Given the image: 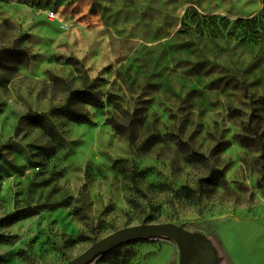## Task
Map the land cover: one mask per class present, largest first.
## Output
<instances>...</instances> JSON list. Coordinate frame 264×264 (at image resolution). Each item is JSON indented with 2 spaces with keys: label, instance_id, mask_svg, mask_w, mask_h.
I'll return each mask as SVG.
<instances>
[{
  "label": "rangeland",
  "instance_id": "obj_1",
  "mask_svg": "<svg viewBox=\"0 0 264 264\" xmlns=\"http://www.w3.org/2000/svg\"><path fill=\"white\" fill-rule=\"evenodd\" d=\"M263 6L0 0V264H64L142 222L202 233L223 264H264V46L182 23ZM76 89L99 97L71 96L88 121L56 109ZM108 251L95 264L179 263L165 239Z\"/></svg>",
  "mask_w": 264,
  "mask_h": 264
},
{
  "label": "trees",
  "instance_id": "obj_2",
  "mask_svg": "<svg viewBox=\"0 0 264 264\" xmlns=\"http://www.w3.org/2000/svg\"><path fill=\"white\" fill-rule=\"evenodd\" d=\"M182 23L187 30H193L198 33H204V31L207 29L213 31L217 35H223V36L225 34L227 36L234 35L235 38L240 39L242 41L246 40L251 42H257L261 46H264V6L259 11V13L249 18H238L233 22H231L225 17L200 16L194 8H191L184 15ZM73 94L76 95L85 103H90L92 105H97L99 103V97L94 92L86 89H76L73 92H71V95L68 96L64 104L57 106L56 108L57 111L69 115L72 119L76 121H88L89 114L87 112L80 110L79 107L73 105L72 97H71ZM28 115L37 117L40 114L36 112H32L29 113ZM108 121L112 124L115 130H117L119 133L124 135L125 138L130 143H134V135L132 130H127L129 129L128 128L129 125L119 123L113 119H109ZM184 151L187 153V159L189 160H193L196 157L202 156L201 154L196 152L188 154L187 149ZM145 239L147 240L165 239L172 243H175L173 240L165 237H148ZM214 245L217 249V253L219 254L220 253L219 245L215 242ZM108 252L109 251H105L90 264H95L98 259L105 256ZM222 260L223 259L220 257L218 259L217 264H223Z\"/></svg>",
  "mask_w": 264,
  "mask_h": 264
},
{
  "label": "water",
  "instance_id": "obj_3",
  "mask_svg": "<svg viewBox=\"0 0 264 264\" xmlns=\"http://www.w3.org/2000/svg\"><path fill=\"white\" fill-rule=\"evenodd\" d=\"M165 237L173 240L179 252L178 264H198L210 261L217 264L218 253L213 242L199 232H189L183 224L175 222H142L117 229L93 242L86 250L64 264H90L111 248L139 238Z\"/></svg>",
  "mask_w": 264,
  "mask_h": 264
},
{
  "label": "built area",
  "instance_id": "obj_4",
  "mask_svg": "<svg viewBox=\"0 0 264 264\" xmlns=\"http://www.w3.org/2000/svg\"><path fill=\"white\" fill-rule=\"evenodd\" d=\"M47 14L50 19L58 17V13L55 10H50ZM62 26L65 27V25H62Z\"/></svg>",
  "mask_w": 264,
  "mask_h": 264
},
{
  "label": "bare ground",
  "instance_id": "obj_5",
  "mask_svg": "<svg viewBox=\"0 0 264 264\" xmlns=\"http://www.w3.org/2000/svg\"><path fill=\"white\" fill-rule=\"evenodd\" d=\"M65 26L68 27L67 25H65ZM232 244H233V246H235V245H234V241H232Z\"/></svg>",
  "mask_w": 264,
  "mask_h": 264
}]
</instances>
